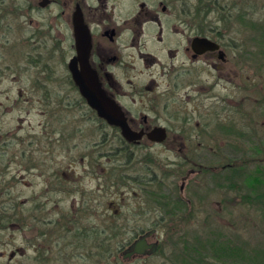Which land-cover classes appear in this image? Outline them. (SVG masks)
Instances as JSON below:
<instances>
[{
	"label": "flooded vegetation",
	"instance_id": "af4514ba",
	"mask_svg": "<svg viewBox=\"0 0 264 264\" xmlns=\"http://www.w3.org/2000/svg\"><path fill=\"white\" fill-rule=\"evenodd\" d=\"M208 1L0 0L2 35L17 20L23 56L43 76L64 77L68 88L66 99H41L50 121L45 154L36 157L35 148L25 147L9 154L11 139L0 126L6 264L15 258L19 264H149V257L167 256L165 233L184 232L186 217L198 215L202 178L228 170L223 177L232 181L244 174L231 141L255 131L249 120L254 53L245 23L234 28L223 15L211 18L207 12L215 7ZM256 64L263 102L264 59ZM75 74L96 76L140 136L129 139L99 114ZM220 137L229 140L228 159L220 167L204 164L203 151L216 152L211 141ZM58 154L65 155L61 163ZM27 174L39 179L31 195L24 191ZM16 184L19 195L12 194ZM143 236V250L129 252Z\"/></svg>",
	"mask_w": 264,
	"mask_h": 264
},
{
	"label": "rangeland",
	"instance_id": "374dc122",
	"mask_svg": "<svg viewBox=\"0 0 264 264\" xmlns=\"http://www.w3.org/2000/svg\"><path fill=\"white\" fill-rule=\"evenodd\" d=\"M189 1L191 5H194L195 1L201 3V0ZM215 1L220 3L219 7L207 14H211L213 19L223 15L233 22L234 28H241L242 22H244L246 26L244 35L249 43L250 52L254 53L255 61L250 60V67L253 78H251V85L255 86V90L251 89L249 120L251 123H255V131L250 133L248 139L237 138L231 141L235 146L236 163L241 165L244 162L245 171L242 176L234 174L232 181H225V176L223 177L228 170L218 177L211 175L202 178L199 189L198 215L186 217L184 232L177 233L179 235L168 232V237L165 233L163 244L170 246L164 247L167 249V256L160 254L149 257V264H195L192 262L193 259L188 257L187 247L198 248L197 251L201 252L202 264H261L264 261V101L259 102L257 98L260 77L256 64L258 57L264 59V0ZM209 3L211 2L208 1L205 4ZM202 4H204V0H202ZM240 13L243 18H240ZM1 28L0 102L3 101L7 108H2L3 115L0 119V126L3 127L4 132L9 133L8 137L11 139L9 154L19 153L21 147L31 150L35 148L38 151L34 150L37 157V154L39 156L46 153L45 148L51 147L47 143V133H45V130H50V121L45 113L41 112L45 108L41 99H66L68 88L62 81L64 77L54 76L50 79L48 76H43L35 60L23 56L25 47L23 44L21 45L19 34L22 28L17 20L11 22L7 35H2L3 29L1 30ZM93 127L94 124H90L91 134L94 131ZM21 137H24V143L21 142ZM202 142L208 148L209 141L203 140ZM211 142L214 143V146L216 145L217 150L213 154L208 150L203 151L202 162L207 165L217 164L220 167L231 153L228 145L229 140L227 137H220ZM56 148H61L58 142ZM242 149L246 150L244 155ZM62 154L57 156L58 163L65 159V155ZM105 162L111 164L114 161L105 157ZM201 175L204 176V173ZM38 180V177L27 174L26 187H24L25 195L33 194L35 188H38ZM19 190V185L16 184L12 194L19 195ZM213 242L216 248L209 249L208 247L213 246L211 244ZM225 243L229 247H238L240 250L229 256L228 259L219 258L226 256L224 251L221 252L218 249V246ZM205 250L206 252H204ZM205 253L208 254V257L203 258L202 254ZM199 254L197 253V255ZM17 259H13L10 264H19ZM113 259L114 257L110 258V260ZM8 261L9 256L4 259L0 258V264H6ZM79 263H82V260L75 259L73 264Z\"/></svg>",
	"mask_w": 264,
	"mask_h": 264
},
{
	"label": "water",
	"instance_id": "95a60500",
	"mask_svg": "<svg viewBox=\"0 0 264 264\" xmlns=\"http://www.w3.org/2000/svg\"><path fill=\"white\" fill-rule=\"evenodd\" d=\"M76 82L79 84L81 92L83 95L88 99L91 106L96 108L99 114L103 116H107L109 120L114 123L118 124L122 128V132L129 138L133 139L136 136H140V133L132 131L128 124L126 123V119L123 116L120 108L116 105L115 102L109 100L105 97L104 92L102 91L99 82L96 81L97 78L94 76L95 80L92 78H88L87 76L82 75H74ZM157 131L162 132V128H159ZM156 242H153L150 245L151 250L156 249ZM145 237L139 238L137 241L134 242L129 250V252H141L145 246ZM144 252V251H143Z\"/></svg>",
	"mask_w": 264,
	"mask_h": 264
},
{
	"label": "trees",
	"instance_id": "16d2710c",
	"mask_svg": "<svg viewBox=\"0 0 264 264\" xmlns=\"http://www.w3.org/2000/svg\"><path fill=\"white\" fill-rule=\"evenodd\" d=\"M211 3H212V5L215 8L219 7V5H220V3L219 2H216L215 0L214 1L211 0ZM241 14L242 13H240L239 16H240V18H243V16ZM263 148H264V140H263ZM211 244H213V246L212 247H208L209 249H212V248L215 247L214 242L211 243ZM197 249H198L197 247H192V249L190 247H187V251L186 252L189 253V255H188L189 259H193L192 262H194L195 264H202V261H201V252L200 251H197ZM218 249H220L221 252L224 251L223 253L226 256L224 255L225 257H223V256L222 257H219V258H224V259H228L229 256H232V254H235V252H237V251L240 250V249H238V247H229L227 245V243L221 244L220 247L218 246ZM206 250L204 252H206ZM197 253H200V254L197 255ZM202 255H203V258L208 257V254H206V253L205 254H202ZM249 264H251V263H249ZM261 264H264V261Z\"/></svg>",
	"mask_w": 264,
	"mask_h": 264
}]
</instances>
